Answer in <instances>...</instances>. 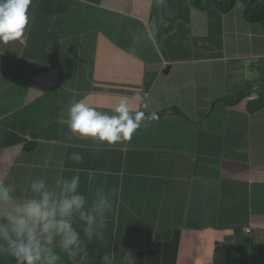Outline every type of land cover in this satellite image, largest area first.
<instances>
[{
    "label": "crops",
    "instance_id": "1",
    "mask_svg": "<svg viewBox=\"0 0 264 264\" xmlns=\"http://www.w3.org/2000/svg\"><path fill=\"white\" fill-rule=\"evenodd\" d=\"M204 1L32 0L25 37L0 46L7 180L21 190L75 172L83 191L90 174L106 182L108 244L136 264H264V22L241 0ZM158 18L154 46L138 32ZM137 91L159 120L130 141L65 138L71 100L107 111Z\"/></svg>",
    "mask_w": 264,
    "mask_h": 264
},
{
    "label": "clouds",
    "instance_id": "2",
    "mask_svg": "<svg viewBox=\"0 0 264 264\" xmlns=\"http://www.w3.org/2000/svg\"><path fill=\"white\" fill-rule=\"evenodd\" d=\"M163 6L165 0H155ZM32 0H0V46L25 37ZM162 18L150 21L138 32L146 43L158 46ZM129 55L136 53L128 50ZM146 94L135 92L122 97L110 110H98L83 100H71L66 109L65 138L91 140L100 148L130 141L133 134L148 122L159 120L157 112L147 113ZM83 163L80 152L67 157ZM63 159L57 165L63 167ZM9 170L0 168V255L11 257L15 264H87L89 246L95 249L92 264H136L130 250L113 251L108 244V222L113 209L114 191L104 181L88 175L82 190L79 172L57 175L51 180L35 177L21 190L7 180Z\"/></svg>",
    "mask_w": 264,
    "mask_h": 264
},
{
    "label": "trees",
    "instance_id": "3",
    "mask_svg": "<svg viewBox=\"0 0 264 264\" xmlns=\"http://www.w3.org/2000/svg\"><path fill=\"white\" fill-rule=\"evenodd\" d=\"M235 0H205L203 5L206 4H217L221 8H227ZM246 3L247 15L253 21H263L264 22V5L257 4V0H241Z\"/></svg>",
    "mask_w": 264,
    "mask_h": 264
},
{
    "label": "built area",
    "instance_id": "4",
    "mask_svg": "<svg viewBox=\"0 0 264 264\" xmlns=\"http://www.w3.org/2000/svg\"><path fill=\"white\" fill-rule=\"evenodd\" d=\"M245 231H246L247 233H249V232H250V228H249V227H246V228H245Z\"/></svg>",
    "mask_w": 264,
    "mask_h": 264
}]
</instances>
